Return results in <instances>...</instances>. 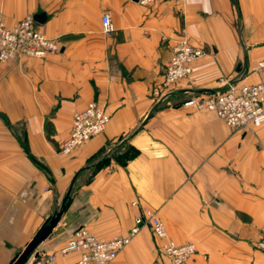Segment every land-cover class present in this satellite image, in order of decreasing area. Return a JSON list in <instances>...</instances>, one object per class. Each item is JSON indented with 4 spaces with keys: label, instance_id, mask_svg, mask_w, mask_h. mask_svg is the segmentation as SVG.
<instances>
[{
    "label": "crops",
    "instance_id": "1",
    "mask_svg": "<svg viewBox=\"0 0 264 264\" xmlns=\"http://www.w3.org/2000/svg\"><path fill=\"white\" fill-rule=\"evenodd\" d=\"M0 14L8 27L43 14L38 28L59 43L43 60L0 63V264L46 229L24 264L49 255L71 264L79 254L60 249L77 229L124 237L144 210L176 244L194 245L187 264H264L255 247L264 125L236 131L180 106L220 78L264 84V73L250 72L264 61V0H0ZM183 38L205 54L167 89L164 70ZM90 102L109 115L104 131L60 154L74 114ZM155 261L167 262L144 224L110 264Z\"/></svg>",
    "mask_w": 264,
    "mask_h": 264
},
{
    "label": "built area",
    "instance_id": "2",
    "mask_svg": "<svg viewBox=\"0 0 264 264\" xmlns=\"http://www.w3.org/2000/svg\"><path fill=\"white\" fill-rule=\"evenodd\" d=\"M159 1L161 0H138V3L148 6ZM101 27L104 34L114 31L109 13L101 16ZM58 51V41L47 38L32 16H27L13 27H8L0 14V63L22 58L43 60ZM204 54L203 49L194 47L187 39H180L172 49L170 60L165 67L163 86L171 89L184 81L191 73V63ZM250 72L264 73V61L258 62ZM168 95L169 92L162 96L160 101ZM181 106L192 112L212 113L227 127L236 131L251 130L264 125V84H245L238 79L220 78L214 90L200 97H190ZM108 122L109 115L104 106L96 102L88 103L84 110L74 114L69 135L60 145L58 152L63 155L70 154L91 138L100 135ZM144 224L149 227L153 239L157 241L160 254L167 260L155 261L152 264H187L195 254L194 245L176 244L168 237L163 222L146 210L135 218L133 227L124 237L100 240L82 227L77 229L60 249V254H79L78 260L71 264H110ZM255 247L264 254V228L260 230ZM54 260L55 256L49 255L30 264H54Z\"/></svg>",
    "mask_w": 264,
    "mask_h": 264
},
{
    "label": "water",
    "instance_id": "3",
    "mask_svg": "<svg viewBox=\"0 0 264 264\" xmlns=\"http://www.w3.org/2000/svg\"><path fill=\"white\" fill-rule=\"evenodd\" d=\"M33 19L36 23L40 24V23H43V21L45 20V16L43 14H37V15H34ZM68 196H69V193L66 195L64 201L67 199ZM46 230L36 240L32 241L29 245H27L24 251L12 262V264H24L27 261L28 257L32 254V252L41 243V241L45 239Z\"/></svg>",
    "mask_w": 264,
    "mask_h": 264
},
{
    "label": "rangeland",
    "instance_id": "4",
    "mask_svg": "<svg viewBox=\"0 0 264 264\" xmlns=\"http://www.w3.org/2000/svg\"><path fill=\"white\" fill-rule=\"evenodd\" d=\"M190 98V97H189ZM186 100H184L183 102H185ZM183 102L180 104V106L183 104ZM60 148V147H59ZM85 229V228H84ZM33 253V252H32ZM54 256V255H53ZM152 264V263H151Z\"/></svg>",
    "mask_w": 264,
    "mask_h": 264
}]
</instances>
